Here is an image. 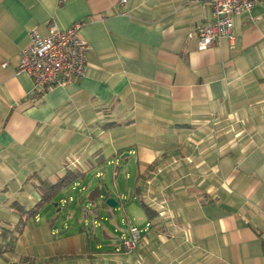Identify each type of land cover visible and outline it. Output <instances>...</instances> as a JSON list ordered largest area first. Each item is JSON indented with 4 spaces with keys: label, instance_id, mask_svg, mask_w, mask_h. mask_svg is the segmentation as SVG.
<instances>
[{
    "label": "crops",
    "instance_id": "1",
    "mask_svg": "<svg viewBox=\"0 0 264 264\" xmlns=\"http://www.w3.org/2000/svg\"><path fill=\"white\" fill-rule=\"evenodd\" d=\"M119 2L0 0V230L18 222L13 202L30 209L39 201L38 180L78 169L85 178L71 187L86 195L95 189L89 178L112 167L111 188L107 179L96 188L118 204L131 197L144 222L135 226L144 256L115 255L116 264H264V0L233 17V44L222 39L204 52L197 29L212 20L208 5ZM76 23L89 47L84 76L35 97L31 78L17 73L30 33ZM69 190L44 211L73 213ZM87 196L77 207L83 200L99 215L108 210L105 196ZM108 211L109 226L97 221L90 236L80 220H30L8 252L10 240L0 238V264H65L112 251L120 231Z\"/></svg>",
    "mask_w": 264,
    "mask_h": 264
},
{
    "label": "built area",
    "instance_id": "2",
    "mask_svg": "<svg viewBox=\"0 0 264 264\" xmlns=\"http://www.w3.org/2000/svg\"><path fill=\"white\" fill-rule=\"evenodd\" d=\"M193 4L208 5L212 20L197 29V49L206 51L219 40L235 42L233 17L248 14L260 0H187ZM121 5L126 0H120ZM82 23H76L67 30H59L49 25L48 34L41 36L33 30L29 35V45L21 51L18 59V74H26L33 81L35 91H46L63 87L85 74L88 45L79 39ZM7 64H2L5 67ZM141 239L140 230L131 227L114 246L117 253L133 251Z\"/></svg>",
    "mask_w": 264,
    "mask_h": 264
},
{
    "label": "rangeland",
    "instance_id": "3",
    "mask_svg": "<svg viewBox=\"0 0 264 264\" xmlns=\"http://www.w3.org/2000/svg\"><path fill=\"white\" fill-rule=\"evenodd\" d=\"M235 131V130H234ZM238 136H234V135H230V141L231 140H236ZM68 161L67 163H73L75 164L76 162H79V159L75 158L74 156H69V158H67ZM115 163V162H114ZM111 168H107L106 169V172H107V175L106 177H101V178H94L91 176L89 178V181H92L91 182V186L89 187H94L96 188V186H100V187H103L104 188V185L103 183H106V182H103V179H107V188H111L112 186V182H111V178H110V173H111ZM88 183L85 184V187L87 186ZM93 188V189H94ZM70 192L71 194V197L72 199L75 200V202L72 204V203H68V207L71 209H74L73 213L68 211V209H62V212L60 213H57L56 210L53 208V207H49V209L47 211H41L39 216L41 217L40 218V224H49L51 221H54L55 219H57V225L58 226H63L64 224L69 226V227H74L77 225V221L80 220V223H81V226H83V230L86 232V230L88 231V236H90V234L92 235L93 231L94 230V226L95 225H100V224H103V226H106L108 225L109 226V223H107L106 221H104V217H108V219L111 218V214H113L114 212L113 211H108V210H113L112 208H108L107 211H105V213L103 215H99L98 212H94V207L90 204V206H87V204H85V202L83 203V200L85 199V197L87 196L88 193H86L85 195V189H82L80 188L79 190V186L77 187H71L70 190L68 191ZM69 194V195H70ZM85 195L84 199H83V196ZM82 198V204H84V206H82V208H79L77 207L76 203L77 202V199L78 198ZM69 197H66L65 198V202L68 201ZM80 200V199H79ZM65 202H61V203H65ZM100 205L103 206L102 204V201L100 202ZM66 206V205H65ZM132 206V208H131ZM133 206H134V209H133ZM86 207V208H84ZM104 207V206H103ZM79 208V209H78ZM119 208V209H118ZM118 209V211H117ZM138 212L140 214H143L141 208L136 205V203L131 199V197H129L128 199L125 198L124 200H121L120 203L118 204V206L115 208V216H116V222L118 223V228H119V233L118 234H114V239H121V234L128 231V227L129 225L131 224L132 226H136L137 227H142L144 225V222H141L142 224H140L139 222H136L135 220V216H134V212ZM129 216V219H126L125 218V213ZM102 216V217H101ZM55 218V219H54ZM126 219V220H125ZM97 221L100 223H97ZM55 224V222H54ZM56 226V225H55ZM131 228V227H129ZM86 229V230H85ZM9 232V231H8ZM97 232L98 234L100 233V227H98L97 229ZM1 234L3 236H7V231L6 230H2L0 231V236ZM121 236V237H120ZM7 237H11V234H9V236ZM144 239V237H141L137 247L133 250V251H129V252H123V253H117L115 252V250H112V251H104V252H101V253H97L98 256H94V255H91L87 258H74V259H70V261H67L65 260L66 262H64L65 264H116L115 262H117L116 260L121 261V259L119 258H114L115 255H125V254H131V253H135L136 254H140V256H144V253L142 254V250L145 248L144 245L142 244L143 242H141L142 240ZM101 255V257H99ZM111 255L112 259L110 258ZM109 256V257H108ZM80 259V260H79ZM95 260V261H94ZM63 261H57V260H54L52 262H44V263H35L33 261H29V260H23L21 261L19 264H62ZM142 263V258H139V263L138 262H135L134 264H141ZM17 264V263H16Z\"/></svg>",
    "mask_w": 264,
    "mask_h": 264
},
{
    "label": "trees",
    "instance_id": "4",
    "mask_svg": "<svg viewBox=\"0 0 264 264\" xmlns=\"http://www.w3.org/2000/svg\"><path fill=\"white\" fill-rule=\"evenodd\" d=\"M40 95L41 94L37 93L35 94V97H39ZM84 178L85 174L82 171L78 169H68L63 176H61L54 182L46 179L38 180L37 189L40 194V199L32 208L25 209L18 202H13L11 204V209L13 210V213L18 217V222L12 229L3 228L0 230H6L7 236L11 234V237L3 236L2 234L0 236V238H6L10 240L8 245L4 248L5 251L8 252L11 249V241L16 240L18 236L23 234L27 222H29L30 220H35L37 217H39L40 212L43 211L48 205L52 204L60 193L68 188L70 189L73 184L77 183L78 181L84 180ZM100 196H105L106 199L110 197L107 192L102 195L98 188H95L88 194L87 200L93 203L94 201L99 199ZM104 202L105 200H102L103 206L106 207ZM141 207L147 215L151 214V211L143 203H141ZM2 253V248L0 247V255Z\"/></svg>",
    "mask_w": 264,
    "mask_h": 264
},
{
    "label": "water",
    "instance_id": "5",
    "mask_svg": "<svg viewBox=\"0 0 264 264\" xmlns=\"http://www.w3.org/2000/svg\"><path fill=\"white\" fill-rule=\"evenodd\" d=\"M104 204L108 208H112V209H115L118 206V202L112 197H109V198L105 199Z\"/></svg>",
    "mask_w": 264,
    "mask_h": 264
}]
</instances>
